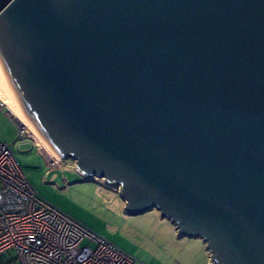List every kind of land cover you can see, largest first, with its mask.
I'll use <instances>...</instances> for the list:
<instances>
[{
  "label": "water",
  "instance_id": "95a60500",
  "mask_svg": "<svg viewBox=\"0 0 264 264\" xmlns=\"http://www.w3.org/2000/svg\"><path fill=\"white\" fill-rule=\"evenodd\" d=\"M0 72L126 214L264 264V0H0Z\"/></svg>",
  "mask_w": 264,
  "mask_h": 264
},
{
  "label": "rangeland",
  "instance_id": "374dc122",
  "mask_svg": "<svg viewBox=\"0 0 264 264\" xmlns=\"http://www.w3.org/2000/svg\"><path fill=\"white\" fill-rule=\"evenodd\" d=\"M7 111L5 106L0 109V140L12 142L16 128ZM26 131L27 140L23 144L15 141L13 155L37 195L50 205L133 256L137 264H212L200 238H179L175 225L156 209L126 214L116 184L106 185L98 177H83L70 157H60L58 166H50L36 146V139ZM88 242L84 238L81 245ZM1 261L19 264L11 253L1 257Z\"/></svg>",
  "mask_w": 264,
  "mask_h": 264
},
{
  "label": "built area",
  "instance_id": "2783aa9c",
  "mask_svg": "<svg viewBox=\"0 0 264 264\" xmlns=\"http://www.w3.org/2000/svg\"><path fill=\"white\" fill-rule=\"evenodd\" d=\"M9 117L16 137L12 142L0 140V258L11 253L19 264H137L133 256L37 195L13 155L15 141L23 144L27 131ZM47 160L50 166L60 164L54 157ZM84 238L89 242L81 245Z\"/></svg>",
  "mask_w": 264,
  "mask_h": 264
},
{
  "label": "bare ground",
  "instance_id": "6f19581e",
  "mask_svg": "<svg viewBox=\"0 0 264 264\" xmlns=\"http://www.w3.org/2000/svg\"><path fill=\"white\" fill-rule=\"evenodd\" d=\"M0 102L8 109L12 118H14L25 130L27 129L36 139L38 146L43 153L48 157H54L59 161L60 156L57 155L49 145L33 130L27 121V118L22 113L14 99L12 98L7 86L5 85L0 72Z\"/></svg>",
  "mask_w": 264,
  "mask_h": 264
},
{
  "label": "trees",
  "instance_id": "16d2710c",
  "mask_svg": "<svg viewBox=\"0 0 264 264\" xmlns=\"http://www.w3.org/2000/svg\"><path fill=\"white\" fill-rule=\"evenodd\" d=\"M0 263H1V264H3V262H2V261H1Z\"/></svg>",
  "mask_w": 264,
  "mask_h": 264
}]
</instances>
